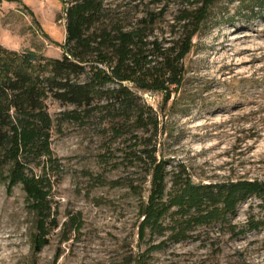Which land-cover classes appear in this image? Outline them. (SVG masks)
Wrapping results in <instances>:
<instances>
[{
    "label": "rangeland",
    "instance_id": "obj_1",
    "mask_svg": "<svg viewBox=\"0 0 264 264\" xmlns=\"http://www.w3.org/2000/svg\"><path fill=\"white\" fill-rule=\"evenodd\" d=\"M194 1L136 0L143 10L164 8L154 29L161 38L174 35L179 9L196 5ZM64 8L63 0H0V42L61 55ZM184 63V82L168 102L160 91L140 90L159 112L161 154L183 162L195 181L257 179L264 172V0H215ZM73 106L49 100L55 119L52 146L66 167L55 193L59 220L81 211L83 225L68 240H63L62 226L52 230L37 261L133 264L148 245L138 236L137 197L126 187L96 183L85 173L105 171L99 154L108 138L97 114L57 125L60 111ZM250 215L264 218V197L249 196L232 220L243 226ZM32 227L24 191L16 186L8 193L0 183V264L31 263ZM200 233L202 239L152 251L147 264H264V225L238 235L220 224L202 226Z\"/></svg>",
    "mask_w": 264,
    "mask_h": 264
},
{
    "label": "trees",
    "instance_id": "obj_2",
    "mask_svg": "<svg viewBox=\"0 0 264 264\" xmlns=\"http://www.w3.org/2000/svg\"><path fill=\"white\" fill-rule=\"evenodd\" d=\"M63 1L61 55L0 42V183L8 193L20 186L33 213L30 264H39L37 256L52 230L62 226L63 240H68L83 225L81 211L63 222L58 217L55 188L66 167L52 146L50 99L74 105L60 111L57 125L92 114L101 118L108 138L99 154L105 171L85 173L137 197L138 236L148 245L131 263L147 264L152 251L172 242L202 239V226L220 224L232 235L263 226L264 218L254 215L243 226L232 220L249 196L264 197L263 184L249 178L195 181L183 162L161 154L159 112L140 93L160 91L168 102L179 92L184 59L215 0L180 8L174 35L165 38L154 32L164 8L143 10L136 0ZM116 169L120 174L107 176Z\"/></svg>",
    "mask_w": 264,
    "mask_h": 264
},
{
    "label": "built area",
    "instance_id": "obj_3",
    "mask_svg": "<svg viewBox=\"0 0 264 264\" xmlns=\"http://www.w3.org/2000/svg\"><path fill=\"white\" fill-rule=\"evenodd\" d=\"M257 180H259L264 186V172L257 177Z\"/></svg>",
    "mask_w": 264,
    "mask_h": 264
}]
</instances>
